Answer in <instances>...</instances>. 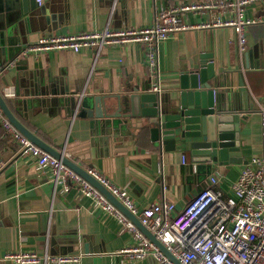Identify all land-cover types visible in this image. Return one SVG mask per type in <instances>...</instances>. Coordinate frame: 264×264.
<instances>
[{
  "label": "crops",
  "instance_id": "crops-1",
  "mask_svg": "<svg viewBox=\"0 0 264 264\" xmlns=\"http://www.w3.org/2000/svg\"><path fill=\"white\" fill-rule=\"evenodd\" d=\"M182 1L195 0H30L28 5L34 8L18 14L9 27L7 36L16 40L9 43L5 38L0 65L41 35L95 30L106 24L115 28L144 26L154 20L160 7ZM245 12L254 21L245 27L246 45L241 53L233 27L195 25L219 16L217 10H187L179 12L180 18L192 27L178 30L157 44L156 77L150 74L145 45L128 42L106 45L97 55L89 47L28 54L30 64L40 62L41 67L35 69L37 81L38 77L46 81L49 74L53 86L55 81L53 91L48 87V93L40 96L15 95V66L1 71L9 85L0 84V91L8 98L26 101L25 106L12 101L8 106L29 130L60 152H69V157L85 169L91 167L125 188L138 208L173 201L179 209L207 186L210 176L218 179L214 187L227 196L245 162L261 152L259 106H264V66L255 63L253 54L245 60L244 52L264 48V0L248 5ZM203 54L211 55L207 59L214 61L216 72H224L217 90L223 92L220 103L229 113L228 127L234 124L231 116L238 115L240 162L211 167L192 160L182 145L171 151L158 150L152 147L146 131L120 135L105 154L98 128L89 124L88 117L77 116L73 108L71 99L83 90L84 96L117 94L135 86L139 92L143 86L153 91L152 86L158 83L159 93H165L170 75ZM0 164V264H12L2 257L6 251L34 250L41 255L45 249L51 254L79 253L82 264H157L149 254L126 258L122 249L136 241L131 233L115 216L81 194L78 183L70 182L68 190L54 184L47 166L38 167L32 156L19 150L1 119Z\"/></svg>",
  "mask_w": 264,
  "mask_h": 264
},
{
  "label": "built area",
  "instance_id": "built-area-1",
  "mask_svg": "<svg viewBox=\"0 0 264 264\" xmlns=\"http://www.w3.org/2000/svg\"><path fill=\"white\" fill-rule=\"evenodd\" d=\"M41 0H37L40 3ZM262 0H195L179 2L177 5L160 7L154 20L144 26L115 28L106 24L95 30L71 33H47L28 44L20 54L0 65L12 67L19 57L31 53L55 49L77 51L89 47L98 52L106 45H119L128 42L142 43L148 59L152 77L158 75L157 44L178 30L192 27L182 21L179 12L217 10L220 14L212 20L195 24L200 27L231 26L236 32L240 53L245 49V27L254 21L246 15L248 5ZM230 12L231 16L221 15ZM152 90L160 92L161 87L154 83ZM85 91L79 93V98ZM261 123V152L250 157L231 184L227 196L215 188L218 179L210 176L206 187L199 190L183 206L176 208L173 201H161L146 208H138L125 188L115 185L108 177L93 168L87 172L106 187L131 213L138 216L164 248L181 264H264V106H259ZM0 119L11 132L13 140L21 152L35 159L38 167L47 166L54 184H62L68 190L69 183L79 184V191L91 198L94 205L111 213L136 239L122 251L126 258H143L151 255L157 264H175L153 241L148 239L136 225L112 204L95 186L49 152L34 144L19 131L1 112ZM69 157L66 150L61 152ZM181 162L185 158L181 156ZM1 166V164H0ZM193 168L195 166L193 165ZM12 264H82L81 254H51L47 249L40 255L34 250H10L2 255Z\"/></svg>",
  "mask_w": 264,
  "mask_h": 264
},
{
  "label": "water",
  "instance_id": "water-1",
  "mask_svg": "<svg viewBox=\"0 0 264 264\" xmlns=\"http://www.w3.org/2000/svg\"><path fill=\"white\" fill-rule=\"evenodd\" d=\"M28 2L30 0H0V52L5 49V38L9 43L16 40L11 35L7 36L14 18L18 14L28 13L29 9L34 8L32 5H28ZM15 53L16 51L10 54V59H13ZM252 54L256 58L255 63L264 66V48L246 50L244 52L245 60ZM210 56L209 54H203L198 61H192L190 65L175 70L168 79L169 86L165 93L150 91V86H143L142 91L139 92L138 87L135 86L130 88L129 91L117 94H86L81 98L75 96L71 99V101L73 100V108L77 109V116L88 117L90 119L89 124L98 128L101 134L99 140L104 145L105 154L108 153L109 147L114 142L117 143V140H120V135L124 136L129 133L136 135L135 131L140 133L146 131L152 147L158 150L171 151L178 145H182L187 147L192 160L209 163L211 167L228 162H240L242 161V155L238 115L231 116L234 124L232 127H228L226 116L229 113L224 110L220 103L223 92L217 90L222 85L221 78H223L224 72H216L214 61L207 59ZM36 63L30 64L29 55L16 59L13 79L15 95L33 97L48 93L49 88L53 91L55 81L53 86V79L49 74L46 81L44 77H38L37 81L35 69L41 66L40 62L37 65ZM0 80V84L4 87L9 85L5 75L0 76ZM234 84L233 77L232 85ZM9 101L21 102V104L26 103V101L21 98L19 100L8 98L0 91V108L19 131L43 150L60 158L63 163L95 186L175 264H181L164 248L155 235L142 224L140 218L131 213L116 196L90 175L83 166L70 157L64 156L59 150L29 130L12 112L8 106ZM239 102L242 103L241 98ZM25 103H23L24 106ZM92 142V139H90L91 144Z\"/></svg>",
  "mask_w": 264,
  "mask_h": 264
}]
</instances>
